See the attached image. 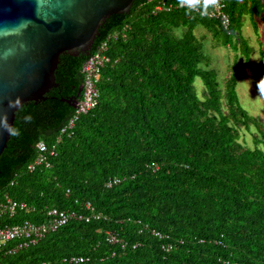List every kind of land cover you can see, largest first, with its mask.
Here are the masks:
<instances>
[{"label": "trees", "instance_id": "obj_1", "mask_svg": "<svg viewBox=\"0 0 264 264\" xmlns=\"http://www.w3.org/2000/svg\"><path fill=\"white\" fill-rule=\"evenodd\" d=\"M178 1L134 0L129 13L99 27L90 54L108 39L109 56L100 95L71 130L61 132L75 111L68 99L83 84L84 52L63 53L58 85L16 112V132L0 155V196L30 210L5 214L0 224L43 222L54 207L91 215L87 202L101 217L71 216L15 250L8 241L0 264H264V123L237 90L254 51L244 18L257 29L264 0H225L228 28L186 6L154 12ZM200 24L236 52L224 87L205 36L195 32ZM243 127H255L254 146L242 140ZM41 140L56 154L51 166L30 171Z\"/></svg>", "mask_w": 264, "mask_h": 264}, {"label": "water", "instance_id": "obj_2", "mask_svg": "<svg viewBox=\"0 0 264 264\" xmlns=\"http://www.w3.org/2000/svg\"><path fill=\"white\" fill-rule=\"evenodd\" d=\"M134 0H0V155L19 108L58 85L63 53L90 54L99 27ZM78 94L68 100L77 107ZM5 124L7 126H5Z\"/></svg>", "mask_w": 264, "mask_h": 264}, {"label": "built area", "instance_id": "obj_3", "mask_svg": "<svg viewBox=\"0 0 264 264\" xmlns=\"http://www.w3.org/2000/svg\"><path fill=\"white\" fill-rule=\"evenodd\" d=\"M175 5L178 7H190L200 12L202 15L216 18L225 28H228L231 23L230 15L226 10L227 3L225 0H181L176 4L161 2L156 5L154 12L168 10ZM107 49L108 39L101 42L98 48L86 59L83 65L84 80L82 84V94L79 97L73 115L69 118L67 124L61 129V132L64 133L71 130L75 126L80 115L88 112L96 105L100 95L98 81L100 79L102 67L109 60ZM37 150L36 157L28 164V169L30 171H33L42 165L51 166V158L56 154V150L49 147L44 140L37 143ZM86 207L91 210V215L82 213L76 214V211L54 207L49 210L48 219L43 222H34L26 219L21 222L0 224V249L8 241L12 240L16 241V246L12 250H15L17 247L28 245L29 243H35L47 233L56 230L61 225L68 222L71 216L77 215L79 218H84L86 220H90L93 217H101L100 213L94 211L93 205L90 202H87ZM20 210H30L26 201L15 199L8 194L0 196V218L5 214L14 215ZM110 238L111 240H118L113 234ZM80 258L81 257H72V260L77 261ZM38 264L49 263L47 261H42Z\"/></svg>", "mask_w": 264, "mask_h": 264}, {"label": "rangeland", "instance_id": "obj_4", "mask_svg": "<svg viewBox=\"0 0 264 264\" xmlns=\"http://www.w3.org/2000/svg\"><path fill=\"white\" fill-rule=\"evenodd\" d=\"M258 28L256 29L249 15H245L242 34L248 38L253 45L254 51L248 64H243L238 78L237 90L242 105L248 109L251 114L256 115L264 123V75L261 69L264 67V20L261 17L256 18ZM181 33L185 27L174 29ZM195 32L205 36V50L212 57L211 67L218 71V78L221 86H225V81L230 75L231 64L236 56V52L229 46L216 45L212 39L211 33L207 28L200 24ZM240 52H237L239 55ZM195 84L201 97L205 96V84L200 77L196 78ZM256 129L252 127L242 128V140L249 146H254V133Z\"/></svg>", "mask_w": 264, "mask_h": 264}, {"label": "clouds", "instance_id": "obj_5", "mask_svg": "<svg viewBox=\"0 0 264 264\" xmlns=\"http://www.w3.org/2000/svg\"><path fill=\"white\" fill-rule=\"evenodd\" d=\"M0 123H4V121H3V120H0ZM5 126H7V125L5 124ZM10 131H12L13 133H15V132H16V130H15V129H10Z\"/></svg>", "mask_w": 264, "mask_h": 264}]
</instances>
